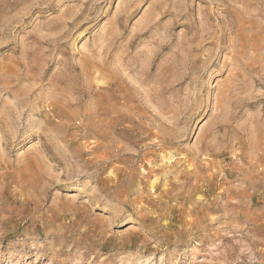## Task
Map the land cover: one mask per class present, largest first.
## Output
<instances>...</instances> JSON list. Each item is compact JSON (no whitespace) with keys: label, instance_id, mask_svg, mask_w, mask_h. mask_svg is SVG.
<instances>
[{"label":"rangeland","instance_id":"1","mask_svg":"<svg viewBox=\"0 0 264 264\" xmlns=\"http://www.w3.org/2000/svg\"><path fill=\"white\" fill-rule=\"evenodd\" d=\"M0 264H264V0H0Z\"/></svg>","mask_w":264,"mask_h":264},{"label":"bare ground","instance_id":"2","mask_svg":"<svg viewBox=\"0 0 264 264\" xmlns=\"http://www.w3.org/2000/svg\"><path fill=\"white\" fill-rule=\"evenodd\" d=\"M132 77V76H131ZM134 80V84L137 86L142 87V84L139 82V80H137L136 78L133 79ZM106 89H109L110 87H105ZM139 88V87H138ZM142 89V88H141Z\"/></svg>","mask_w":264,"mask_h":264}]
</instances>
